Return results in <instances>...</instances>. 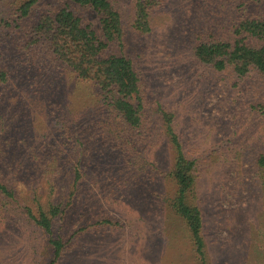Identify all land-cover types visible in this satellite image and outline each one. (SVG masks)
I'll return each mask as SVG.
<instances>
[{
    "label": "rangeland",
    "instance_id": "obj_1",
    "mask_svg": "<svg viewBox=\"0 0 264 264\" xmlns=\"http://www.w3.org/2000/svg\"><path fill=\"white\" fill-rule=\"evenodd\" d=\"M114 1L126 53L145 84L148 135L124 137L129 151L120 156L111 140L121 132L114 117L91 115L109 127V138L92 128L98 135L91 139L93 125L84 126L88 116L79 113L84 102L65 91L61 102L74 121L69 136L47 113L38 117L45 134L36 141L39 160L24 162L21 149L0 157V184L14 193L0 191V264H51V237L32 216L70 202L66 215L52 219L54 236L69 243L56 264H199L186 225L167 202L175 193L174 151L159 105L176 114V130L197 161L192 202L204 214L209 263L264 264V74L219 73L195 57L201 40H230L243 19L263 16L264 0H162L147 35L132 28L136 0ZM65 2L41 0L30 20ZM16 3L0 0V17L13 14ZM80 14L100 28L93 10ZM18 95L7 100V114ZM20 115L12 113L15 121Z\"/></svg>",
    "mask_w": 264,
    "mask_h": 264
},
{
    "label": "trees",
    "instance_id": "obj_2",
    "mask_svg": "<svg viewBox=\"0 0 264 264\" xmlns=\"http://www.w3.org/2000/svg\"><path fill=\"white\" fill-rule=\"evenodd\" d=\"M40 1L17 0L14 13L0 17V157L9 154V150L21 149L25 158H19L24 162L39 160L36 141H42L45 134L37 128L38 117L43 118L47 113L57 116L56 121L51 122L64 124L63 134L69 136L73 129L68 124L74 121L69 118L72 110L61 102L65 91L79 95L84 102L85 107L79 113L88 116L83 119L84 126L93 125L88 129L91 139L98 135L92 128L102 129L100 137L107 135L106 128H109L106 122L94 120L91 115L99 112L114 117L113 127L119 125L121 132L111 140L116 148L121 146L118 154L126 156L129 149H123L121 140L129 135L137 139L146 137L149 129L145 84L134 60L126 53L127 34L122 13L114 0H64L66 2L57 11L43 14L32 22L31 15ZM161 5L162 0H136L134 32L151 33L152 13ZM87 10L97 14L100 28L80 14ZM235 35L227 41L201 40L195 48V57L219 73L231 70L240 78L254 71L264 74V15L243 19L235 26ZM19 92L21 95L7 114V100ZM14 112L21 114L17 121L12 117ZM158 113L174 151L169 174L175 193L167 202L186 225L198 263L210 264L204 214L192 202L197 161L189 157L176 130V114L162 105H159ZM49 120L43 119V122L46 124ZM54 147L60 151L56 144ZM261 163H264V157ZM78 168H75L74 188L81 178ZM0 191L14 196L5 185L0 184ZM71 203L64 208L53 206L48 212L41 209L38 216H32L51 237L54 250L51 264L62 258L69 244L54 236L52 219L66 215Z\"/></svg>",
    "mask_w": 264,
    "mask_h": 264
}]
</instances>
